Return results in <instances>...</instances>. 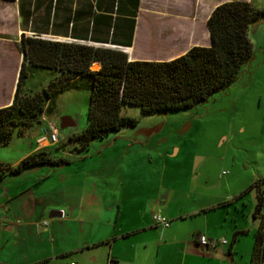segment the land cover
Listing matches in <instances>:
<instances>
[{
    "label": "crops",
    "instance_id": "obj_1",
    "mask_svg": "<svg viewBox=\"0 0 264 264\" xmlns=\"http://www.w3.org/2000/svg\"><path fill=\"white\" fill-rule=\"evenodd\" d=\"M230 1L251 4L252 0H0V44L17 52L11 95L7 104L0 108L9 105L13 99L22 60V37L121 51L128 61L167 62L193 47H209L207 20L216 6ZM99 68L98 63L91 66L92 70ZM69 91L84 93L89 100L87 90ZM62 119L65 126L59 127L65 130V139L79 133H74L72 116ZM26 131L29 133L31 129ZM40 136L41 132L32 135L25 151L7 159V166L15 167L24 157L51 148V144L37 145ZM142 148L138 143H130L93 155L89 160L85 155L81 159L85 161H80L81 177H77L76 188H80V194L71 205L53 203L50 192H39L38 188L32 190L35 185L27 186L29 182L20 188L19 178L18 181L15 177L0 180V264H62V259L68 255L82 264H92L102 255L98 250L104 243L111 244L107 254L110 264H141L158 247L159 252H165L169 246L181 248L182 254L175 257H181L182 263L186 257L192 259V255L194 259L189 264L214 259L204 258L197 237L200 234L209 238L219 235L210 227V222L218 216L197 212L187 203L176 200L171 194L174 189L164 184V176L162 172L158 173V167L143 160L146 153ZM178 151L174 148L173 154ZM141 170L146 175L144 178L137 172ZM40 172L42 174L34 179L35 182L45 178V172ZM75 178L67 177L62 181V191L73 190ZM67 180L69 184L64 187ZM90 207H95V214L89 219L85 213ZM218 207L209 210L215 211ZM154 212L163 213L172 225L165 229L155 227L151 219ZM51 213L54 216L49 218ZM44 220L48 221L46 227L40 226ZM192 221H202V231L197 230L198 226L192 230ZM69 226L78 233L77 241L71 240ZM98 226L108 227V233L102 236ZM156 229H160L162 241L159 246L151 247V240L158 238ZM249 232L250 229L243 225L232 234L236 240ZM164 238L171 242L164 243ZM252 242L248 240V244L252 245ZM234 245L227 241L214 249H204L220 255L226 253L227 260L219 257L216 264H234L231 255L234 257L237 244ZM137 255L142 259L135 261Z\"/></svg>",
    "mask_w": 264,
    "mask_h": 264
},
{
    "label": "rangeland",
    "instance_id": "obj_2",
    "mask_svg": "<svg viewBox=\"0 0 264 264\" xmlns=\"http://www.w3.org/2000/svg\"><path fill=\"white\" fill-rule=\"evenodd\" d=\"M251 6L264 12V0H252ZM248 33L252 56L241 65L233 84L214 93L206 101L179 111L143 114L137 107L126 105L121 109V115L135 119L136 126L123 128L103 139L92 141L87 152L83 154L76 151V143L65 139V130L59 125L62 118L68 115L75 119L74 133L83 130L88 98L79 91L59 93L54 98L53 113L48 116L45 114L48 120L58 125L60 136L59 142L51 144L52 147L48 151L54 160L63 159L68 163L38 166L33 171L8 175L5 179L15 177L18 181L19 178L20 188L29 182L27 186L35 185L32 190L38 188L39 192H50L53 203L71 205L80 194V188H76L77 177H81L80 161L85 155H88L89 160V157L107 153L111 148L115 150L118 145L138 143L146 153L143 160L150 166L158 167V173L162 172L164 176V184L174 189L171 194L175 195L176 200L187 203L189 208L197 212L204 211L209 212L208 216H218L217 220L210 222V227L219 235L211 238L223 237L231 243L235 230H240L243 225L244 228L250 229L249 234L236 238L235 258L231 255L232 259H235L234 264H250L254 234L259 229L261 216L264 217V206L260 214L253 217L256 204L255 185L261 180L263 181L258 187L264 197V16L252 22ZM16 67V50L8 45L2 47L0 44V106L6 105L9 100ZM56 76L58 74L55 71L36 73L28 78L25 89L28 92H39ZM42 126L39 118V123L22 132L14 131L9 144L0 146V164L7 166V159L25 151L27 143L32 141L30 137L40 133ZM28 129H31L29 133L26 131ZM174 148L179 149L176 155L173 154ZM126 167L129 169L127 160ZM41 170L46 176L35 182L34 179L42 174ZM142 170L146 172L145 169ZM142 170L137 172L144 178L146 175ZM65 174L67 176L63 177ZM72 176L76 177L72 185L73 190L66 188L62 191L61 183ZM68 180L64 187L69 184ZM240 196L242 197L239 198ZM236 198H239L237 202L234 201ZM217 205V210H209ZM188 206L186 205L187 208ZM94 211L95 207H90L85 217L90 219L95 214ZM161 215L168 220L163 213ZM168 221L171 226L172 221ZM195 226L200 227L197 230L202 231L204 224L202 221H192V230ZM68 229L72 230V227L69 226ZM97 229L102 236L109 230L106 226H98ZM105 229L107 230L103 232ZM156 230L158 238L151 240V247L159 246L162 241L160 229ZM70 237L72 241L79 239L76 230H72ZM248 240L253 241L252 245L248 244ZM163 241L171 242L165 238ZM103 245L98 250L102 255L92 264H110L107 262V254L111 244ZM159 250L158 247L155 253L148 254L149 259L141 264H189L194 259L192 255V259L186 257L182 263L181 257H175L182 254L180 247L169 246L164 249L165 252H171V256ZM202 251L204 258L214 259L199 260L196 264H216L219 257L227 260L226 253L220 255L210 250ZM138 259L142 257L138 256L135 261ZM62 260V264L81 263L71 255Z\"/></svg>",
    "mask_w": 264,
    "mask_h": 264
},
{
    "label": "trees",
    "instance_id": "obj_3",
    "mask_svg": "<svg viewBox=\"0 0 264 264\" xmlns=\"http://www.w3.org/2000/svg\"><path fill=\"white\" fill-rule=\"evenodd\" d=\"M262 16L264 12L254 9L249 2L222 3L207 20L211 45L193 47L167 62L128 61L121 51L22 37V60L13 99L0 108V146L9 144L14 131L22 132L39 123L42 114H52L54 98L64 91L89 92L86 125L81 132L68 137L82 154L92 141L136 126L135 119L121 115L126 105L137 107L143 114L173 112L198 105L235 82L241 65L252 56L248 28ZM93 63H98L100 68L92 70ZM42 71H55L58 76L50 79L39 92L26 91L28 78ZM67 163L63 159L54 160L48 148L40 149L24 157L15 167L0 164V180L38 166ZM259 183L255 185L253 217L264 206ZM263 258L264 217L261 216L250 264H262Z\"/></svg>",
    "mask_w": 264,
    "mask_h": 264
},
{
    "label": "built area",
    "instance_id": "obj_4",
    "mask_svg": "<svg viewBox=\"0 0 264 264\" xmlns=\"http://www.w3.org/2000/svg\"><path fill=\"white\" fill-rule=\"evenodd\" d=\"M40 119L43 126L41 136L37 139V145L43 146L44 144H57L60 139L58 125L54 121L48 120V117L45 114H42L40 116ZM151 219L155 227H159L161 229L169 227V221L158 212L152 213ZM41 225L46 227L48 225V221H42L40 226ZM40 226H38V228ZM197 242L203 249H214L218 244L225 245L227 243V240H225L224 238L214 239L199 235L197 237ZM70 264L76 263L72 262Z\"/></svg>",
    "mask_w": 264,
    "mask_h": 264
},
{
    "label": "water",
    "instance_id": "obj_5",
    "mask_svg": "<svg viewBox=\"0 0 264 264\" xmlns=\"http://www.w3.org/2000/svg\"><path fill=\"white\" fill-rule=\"evenodd\" d=\"M64 126H65V122H64V119H62V120H61L60 127L63 128ZM53 216H54V214L51 213V214L49 215V218H51V217H53Z\"/></svg>",
    "mask_w": 264,
    "mask_h": 264
}]
</instances>
